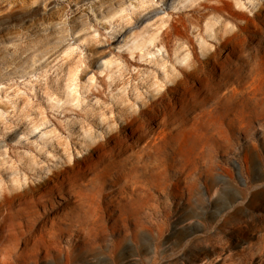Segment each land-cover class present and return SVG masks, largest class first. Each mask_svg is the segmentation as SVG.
Masks as SVG:
<instances>
[{
  "label": "rangeland",
  "instance_id": "1",
  "mask_svg": "<svg viewBox=\"0 0 264 264\" xmlns=\"http://www.w3.org/2000/svg\"><path fill=\"white\" fill-rule=\"evenodd\" d=\"M216 1L0 0V196L95 159L90 149L163 93L190 61L178 32L197 54L217 43L204 29L213 17L202 10ZM225 1L247 17L261 3ZM262 18L242 47L264 49ZM247 70L244 64L240 86L230 87L254 91L255 100L245 99L239 114L233 105L215 111L204 162L178 172L164 160L167 176L159 183L167 186L154 182L141 207H126L135 210L126 230L113 223L115 212L80 249L71 229L60 243L71 260L58 264H264V72Z\"/></svg>",
  "mask_w": 264,
  "mask_h": 264
},
{
  "label": "bare ground",
  "instance_id": "2",
  "mask_svg": "<svg viewBox=\"0 0 264 264\" xmlns=\"http://www.w3.org/2000/svg\"><path fill=\"white\" fill-rule=\"evenodd\" d=\"M202 10L205 16L213 17L204 29L213 33L209 37L217 43L201 46L202 52L197 54L178 32L176 40L187 43L190 61L187 60L179 77L172 80L163 93L151 97L145 108L130 114L119 130L90 149L91 155L97 153L95 159L76 163L46 178L42 184L1 194L0 264H48L49 261L58 264L62 257L68 263L71 254L60 246L62 236H69L71 229H75V236L81 238V242L74 245L82 249L79 245L94 240L104 228L106 218L115 212L113 223L120 222L126 230L128 212H135L126 207L132 202L141 207L143 195H150L154 182L158 187L167 186L159 183V179L165 180L167 176L164 160L178 172H183L198 158L204 162L212 116L219 114L215 111L233 105L238 107L239 114L245 109V99L255 100L254 91L239 92L230 86H240L238 80L244 64L250 75L264 72V49L252 43L242 47L243 37L249 41L248 36L256 35L255 28L262 23V16L264 21V0L251 17L232 9L225 0L203 5ZM236 21L242 24L237 23L233 32L232 22ZM216 25L218 27L214 28ZM226 48L229 51L222 54ZM127 125L130 131L122 136L121 129ZM165 146L171 147L169 153L161 151ZM147 148L150 152L144 153ZM133 155L135 164L115 170L120 161ZM108 180L113 189L105 192L104 184ZM104 199L105 207L102 206ZM85 229L86 233H81Z\"/></svg>",
  "mask_w": 264,
  "mask_h": 264
}]
</instances>
